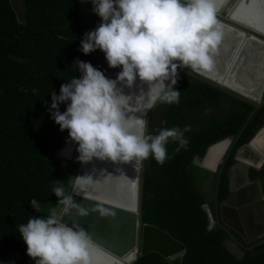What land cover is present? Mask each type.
Segmentation results:
<instances>
[{
  "label": "trees",
  "instance_id": "trees-1",
  "mask_svg": "<svg viewBox=\"0 0 264 264\" xmlns=\"http://www.w3.org/2000/svg\"><path fill=\"white\" fill-rule=\"evenodd\" d=\"M24 1L26 23L19 24L9 0H0V264L28 263L16 226L30 216L58 213L61 205L51 192L54 180L67 193L74 173V163L54 158L67 131H58L49 118V95L58 94L59 86L73 75L79 76L69 67L76 59L106 74L92 52L79 51L82 35L99 22L91 6L79 0ZM174 88L180 91V102L157 103L146 132L189 125L188 144L173 153L176 144L169 142L166 149L172 158L162 165L151 157L143 162L141 222L185 246L182 264H264V244L248 249L252 245H244L240 238L233 241L218 222L210 224L206 208L213 212L216 201L220 204L229 197L236 154L264 126V100L255 110L191 73L179 74ZM58 107L64 110L63 104ZM214 109L222 115L207 117ZM232 135L236 143L221 174L192 163L210 145ZM249 175L261 183L264 193V167L250 168ZM32 198L41 205L38 213L28 204ZM229 242L244 255L238 257ZM133 264L170 263L150 253Z\"/></svg>",
  "mask_w": 264,
  "mask_h": 264
},
{
  "label": "clouds",
  "instance_id": "clouds-1",
  "mask_svg": "<svg viewBox=\"0 0 264 264\" xmlns=\"http://www.w3.org/2000/svg\"><path fill=\"white\" fill-rule=\"evenodd\" d=\"M90 3V12L99 22L82 35L79 51L87 55L99 50L107 67L119 71L113 79L89 62L74 60L69 67L79 76L62 83L58 94L51 92L49 118L58 125V131H67V141L75 145V160L81 165L93 160L131 162L139 170L149 157L162 165L172 158L166 149L169 142L176 144L173 153L187 146L189 125L148 133L146 114L157 103L180 102V91L174 88L177 69H187L186 75L197 76L213 69V56L222 38L216 19L218 0ZM61 104L62 112L58 107ZM110 176L103 168H92L73 177L74 190L84 192ZM51 192L63 215L49 212L30 216L26 223L16 226L25 255L34 264H93L88 234L75 222H63L62 217L72 210L80 218L92 210L100 217L114 213L104 207L89 209L75 203L59 180H54ZM28 204L35 213L40 212L41 205L35 198Z\"/></svg>",
  "mask_w": 264,
  "mask_h": 264
},
{
  "label": "water",
  "instance_id": "water-1",
  "mask_svg": "<svg viewBox=\"0 0 264 264\" xmlns=\"http://www.w3.org/2000/svg\"><path fill=\"white\" fill-rule=\"evenodd\" d=\"M79 1L83 2V0H79ZM84 3L92 7L90 0H84ZM9 4L15 14L16 21L19 24H25L26 23L25 1L9 0ZM252 6L254 5L247 4L245 6L244 12L249 13L250 10L251 11L257 10L256 8H258V14L264 11V5L262 3L260 5H255L254 7L256 8H254V10L252 9ZM254 14H256V12H254ZM256 23L259 25V17L256 18ZM256 23L254 26V30L258 29V25ZM236 27H238L237 24ZM91 30L93 29H89L86 32ZM244 30L250 31L252 34L264 39V35L261 33H258L250 29H244ZM92 53L96 56L103 70L106 71L105 75L107 77L114 79L116 73L119 71V68L109 69L104 62L103 54L99 50H95ZM187 72H188L187 69H182V70L178 69L177 76L181 73H187ZM199 77L205 80L208 84L216 87L219 91L227 94H232L238 97L239 99H241L242 101L250 103L255 107V110H258L263 104L264 93L261 100L251 99L247 95L235 91L227 86H222L203 76H199ZM153 108L150 109V112L147 114L146 120L149 119L150 113L152 112ZM253 114L251 115V117L253 116ZM263 129L264 126L255 134V136H253L250 142L244 146L251 148L255 152L261 151L264 148V145H261L260 148L258 149L253 147L252 144L255 138L259 134H262ZM235 143H236V137L234 135L226 137L210 145L207 148L204 156L202 157L196 156L192 163L208 172L214 174L216 173L221 174V169L224 166L225 161L229 156L230 151ZM257 143L258 142L256 141V144ZM221 144L225 145L223 150H221V147H216ZM75 157H76L75 145L67 141V134H66L65 137L62 139L60 147L54 152V158L67 163H74V173L67 194H70L71 192L73 186V177L76 176L79 167V162L75 160ZM109 164L111 165L112 163L109 162ZM263 166L264 164L257 167L256 169L260 170ZM132 168H133L132 165H128V164H112V166H105L104 168L105 172H111L110 173L111 176L108 177L106 180L108 183H110V185L108 186L107 182L105 185H101L100 182L104 181L101 180L100 182L94 185V188L97 190L100 189L101 186L107 188L106 197H112V191H110V189H113L114 196L118 202H122L123 199L125 198H130L132 202L133 201L136 202V208H135L136 226L134 231V245L137 248V254L135 256L134 262L140 257H144L150 253H155L165 258L170 264H182V260H183L182 258L185 254V246L181 242L171 237V235H169L168 233H165L159 230L158 228H155L154 226L141 222L140 188H141V179H142V169L140 168L139 170L133 171V173H131ZM111 177H113V181L109 182L108 179ZM116 179H119L121 182H123L124 185L118 186ZM250 185H255L258 190L259 197L256 200H250V194L245 191L247 187H249ZM132 187L136 188V193L134 192ZM263 200H264V193L262 192L259 183L250 182L249 184H247V186L245 187L243 186V188L231 192L229 200H227L224 204L219 206L216 202L215 217L210 209L207 211L209 214L210 224L214 225L215 221L218 222V224L228 232V234L230 235L233 241H237L238 238H240L245 244L254 243L248 249H252L255 246L264 244V219H263L264 209L262 205ZM235 201H237L236 204ZM61 209L62 206L57 214L60 213ZM226 211L231 212V215L233 216L234 219H228L226 216L227 215ZM112 216L113 215L104 216V217L98 216L94 220L95 223L98 222L99 220V223H96L97 229L91 230V234L94 236V238L96 239L100 238L99 233L101 234L103 230H110V229L115 230L113 226L110 225V223L113 222ZM251 217H255V218L260 217L261 219H250ZM259 226L261 227V230L256 231V229ZM155 233L163 235V239H165V241H159L155 239L156 238ZM104 235L110 237L109 232H106ZM228 247L232 251H235L232 248L231 242L228 243ZM175 249L177 252L174 251ZM235 253L237 254L238 257H242L244 255V251L242 250L240 252L235 251ZM32 263L33 260L30 262V264Z\"/></svg>",
  "mask_w": 264,
  "mask_h": 264
},
{
  "label": "bare ground",
  "instance_id": "bare-ground-1",
  "mask_svg": "<svg viewBox=\"0 0 264 264\" xmlns=\"http://www.w3.org/2000/svg\"><path fill=\"white\" fill-rule=\"evenodd\" d=\"M218 4H220V6L217 8L216 19L219 28L223 29L225 32L226 38L231 29L236 28V24L264 35V27L262 25H258L255 22L258 25V29L254 30V26L249 24L244 19L245 14H249L251 16L255 15L254 12L257 10H254V6L261 4L259 0H218ZM247 4H253L254 6H252V9L254 11L250 10L249 13H245L244 10ZM251 41L256 42L260 48L264 50V39L252 34L250 31H240L238 40L239 47L247 49L250 46ZM243 53L244 50L238 53L239 57H235V55L232 54L228 60V64L222 72L217 73L213 67V69L210 72L205 73L203 77L222 86H227L235 91L241 92L251 99L261 100L264 93V53L261 52L254 56L251 55L247 60H245L248 67L255 70L256 78H252L251 76L242 73V71H246L242 62ZM135 87L136 86L134 85L133 91H135ZM125 91L127 92L128 90L125 89ZM149 112L150 110H148L147 114ZM256 141L258 142L257 144ZM252 145L258 149L261 145H264V129L262 134H259L255 138ZM223 146L225 147L224 144H221L216 147H221L222 150ZM263 149L261 151H257L258 156L262 159H264ZM243 161L247 164L252 163L255 165L256 162H259V159L256 157L253 162L249 160ZM128 165H131V162ZM105 166L112 165H110L107 161L101 162L96 160L84 165L79 163L76 175L88 172L92 168H96L99 171L101 168L104 169ZM133 171L137 170L132 168L131 173H133ZM93 178L95 179L96 176L94 175ZM116 181L118 186L124 185L119 179H116ZM106 182L107 181L104 180L100 183L101 185H105ZM107 184L108 186L110 185L108 182ZM133 190L136 193V188H133ZM110 191H112V197H106L107 188L103 186H101L98 190L93 186L84 192L75 191L72 186L69 195L73 196V201L75 203L83 207L93 209L94 206H99L110 209L114 213L112 216L113 222H111L110 225L113 226L115 230H103L101 234L99 233L100 238H94L91 234V230L97 229L96 223H99V220L96 223L94 222V220L99 216L94 210L90 211L89 215L83 218L77 217L75 215V211L72 210L67 215L62 217V221L69 224L75 222L86 231L93 245L91 249L93 264H132L137 254V248L134 245L136 202H132L130 198H125L122 202H118L114 196L113 189H110ZM245 191L250 194V200H256L259 197L258 190L255 185H250ZM226 212L227 218L232 216L231 212ZM59 214L63 215L62 209ZM106 232L110 233V237L104 235ZM155 237V239L159 241H165V239H163V235L161 234L155 233ZM174 251H176V249ZM32 264H34V261Z\"/></svg>",
  "mask_w": 264,
  "mask_h": 264
},
{
  "label": "rangeland",
  "instance_id": "rangeland-1",
  "mask_svg": "<svg viewBox=\"0 0 264 264\" xmlns=\"http://www.w3.org/2000/svg\"><path fill=\"white\" fill-rule=\"evenodd\" d=\"M259 2H261L264 5V0H259ZM218 6H220V4H218ZM256 8V7H255ZM257 11L255 15L251 16L249 14H245L244 15V19L245 21H247L249 24L255 26V22H256V18L259 17V25H262L264 27V11L261 12L260 14H258V8H256ZM238 27L236 28H232L230 33L228 34L227 38L225 37V32L223 31V29L220 28V31L222 33V38L221 41L217 47V50L213 56V61H214V68L216 70V72L220 73L222 72L226 65L228 64V60L230 59L231 55L234 54L235 57H239V54L242 50H244L243 53V57H242V62L246 68V71H242V73H245L249 76H251L252 78H256V72L254 69H252L251 67L249 68L248 65L245 63V60H247L249 58V56H254L257 53H264V50L262 48H260V46L254 42L251 41L250 42V46L247 49H244L243 47H239L238 46V40H239V34L240 31H245L244 29H247L239 24H237ZM221 113H219V111L217 109L211 110L207 113V117L209 116H217L220 115ZM256 154H254L252 152V150L247 147L244 146L242 147L236 154V161L237 164L236 166L238 168H244L241 164H244L245 162L243 160H249L251 162H253V160L256 158ZM240 163V164H238ZM112 165V164H111ZM239 173H241V177L243 176V172L238 171ZM106 173H111V172H106ZM109 182L113 181V177L108 179ZM113 184V182H112ZM28 263L30 264V262L32 261V259L28 258L27 259Z\"/></svg>",
  "mask_w": 264,
  "mask_h": 264
},
{
  "label": "flooded vegetation",
  "instance_id": "flooded-vegetation-1",
  "mask_svg": "<svg viewBox=\"0 0 264 264\" xmlns=\"http://www.w3.org/2000/svg\"><path fill=\"white\" fill-rule=\"evenodd\" d=\"M224 148V146H223ZM223 150V149H222ZM238 171H241L243 172V176L241 177V173H239ZM250 182H258L259 185H260V188H262L261 186V183L258 181V180H255V179H252L250 177V175L248 174V171L246 170L243 171L241 169H237L236 165L233 167L232 169V173H231V177H230V195H231V192L233 191H237L238 189L240 188H243V186L245 187L247 184H249ZM263 192V191H262ZM230 195L229 197L223 201L222 203H217L219 206L224 204L227 200H229L230 198ZM237 203V201H235V204ZM262 205H263V209H264V200L262 201ZM215 208H216V202L214 203V206H213V214H214V217L216 215V211H215ZM231 216V215H230ZM215 219H218V218H215ZM228 219H234L232 216L231 217H228ZM250 219H261L260 217H251ZM264 219V218H263ZM261 230V227L259 226L256 231H260ZM254 243H251V244H245L244 245H253ZM236 252H240L241 250H235Z\"/></svg>",
  "mask_w": 264,
  "mask_h": 264
},
{
  "label": "crops",
  "instance_id": "crops-1",
  "mask_svg": "<svg viewBox=\"0 0 264 264\" xmlns=\"http://www.w3.org/2000/svg\"><path fill=\"white\" fill-rule=\"evenodd\" d=\"M250 149H251V148H250ZM251 150H252V149H251ZM252 152H253L254 154H256L257 158L259 159V162H256L255 165L252 164V163H250V164L244 163V164H241L244 168H238V167L236 166L237 169H241V170H243V171H245V172H246V170H247L248 173H249V169H250V168L256 169L257 167H259V166H261L262 164H264V159L260 158V157L258 156L257 152H255V151H253V150H252ZM238 164H240V163H238Z\"/></svg>",
  "mask_w": 264,
  "mask_h": 264
}]
</instances>
